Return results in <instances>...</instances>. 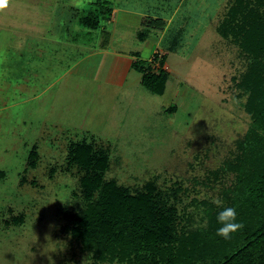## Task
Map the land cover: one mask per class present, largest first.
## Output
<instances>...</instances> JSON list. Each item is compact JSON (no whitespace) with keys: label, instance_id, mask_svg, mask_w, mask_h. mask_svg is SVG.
<instances>
[{"label":"rangeland","instance_id":"obj_1","mask_svg":"<svg viewBox=\"0 0 264 264\" xmlns=\"http://www.w3.org/2000/svg\"><path fill=\"white\" fill-rule=\"evenodd\" d=\"M95 1L0 0V264H92L64 231L62 210L83 199L78 176L67 171L70 145L107 155L105 179L134 194L167 190L170 205L194 226L202 221L194 201L219 202L235 183L219 168L235 156L251 119L246 96L230 80L240 79L247 60L216 31L232 0ZM104 8L118 11L104 24L113 32L106 49L138 53L143 66L162 75L161 91L142 86L132 70L123 86L101 84L100 56L84 62L95 64L90 72L69 76L68 54L61 52L55 72L58 61L49 53L67 50L61 45L70 37L84 44L76 59L100 51L101 29L85 35L81 20ZM133 11L164 20L165 30L139 40L142 17H129ZM122 17L130 20L122 24ZM25 37L62 41L53 47L45 41L36 52L18 46ZM157 52L162 67L160 58L147 62Z\"/></svg>","mask_w":264,"mask_h":264},{"label":"trees","instance_id":"obj_2","mask_svg":"<svg viewBox=\"0 0 264 264\" xmlns=\"http://www.w3.org/2000/svg\"><path fill=\"white\" fill-rule=\"evenodd\" d=\"M94 12L86 20L92 27L111 15L106 8ZM140 26L145 39L150 30L163 31L166 24L142 17ZM216 31L247 60L240 79L230 80L246 96L244 111L251 126L237 141L235 156L219 168L234 175L235 183L219 202L194 201L202 218L194 226L186 212L176 213L167 190L149 187L134 194L105 179L107 155L85 143L70 145L67 165L72 168L67 171L78 176L83 199L62 210L64 231L90 254L92 264H264V0H232ZM159 56L153 55L152 65L158 58V66L164 65ZM132 67L142 86L161 91L163 77L153 67L141 60Z\"/></svg>","mask_w":264,"mask_h":264},{"label":"crops","instance_id":"obj_3","mask_svg":"<svg viewBox=\"0 0 264 264\" xmlns=\"http://www.w3.org/2000/svg\"><path fill=\"white\" fill-rule=\"evenodd\" d=\"M36 5H38V4H36ZM89 5H90V3H89ZM35 6H33V7H35ZM117 15H118L117 9H111V15H110L109 20L107 22L100 21L99 25L96 26V27H92V25L90 23L86 22V20H88L87 16L84 19L81 20V24L83 26L82 29L83 30L87 29V31H88V33H86L85 35H90L91 36V32L94 31V30H97L99 28L102 31L101 32V34H102V42H101V48L99 49L100 51H98V52L95 51L94 52V53H97V54H91V55L88 54L89 56L82 57L81 59H79V58L76 59V57H74L75 51L76 50H80V46L84 45V44L81 43V42L76 41L75 37L74 38L70 37V39H66V40L64 39L65 41L63 42V45H61V43H60L62 41L61 39L59 40L60 41L59 42L58 39H55V38L53 40L51 39L50 41H48V39L45 40V38H43V37L33 38V39H28V37H25V38H22L21 41H19V45L18 46L21 47V48L23 46L25 48V46H29L30 45L32 51H36V52L38 51V48H42V47H39V46L40 45H44L45 41H48L49 47L50 46L53 47V45H57V46L61 45V46L65 47V48L68 47L67 50H64V49L63 50L62 49L56 50L55 55H54V51H52V52L50 51L48 59L50 60L52 58H55V56L57 54L61 55V52L66 51L64 53L68 54L67 61H69V64H65V66H64L65 69L63 70V72H65V74L66 75L68 74L69 76H72L73 72H90L89 67H91V66L95 67V64H93V65H85L84 62L87 59H90L92 57L100 56L101 57V61L95 67V71L97 70L99 72H103L102 73L103 77H102V79H100V83L105 85V86H110V87H112V86H123V84H124V82L126 80V77L130 73V71L131 70L135 71L133 69V67H132L133 62L139 60L140 58H139L138 53H133L132 52L130 54H125V53H121V52H112V51L109 52L106 49V44L110 43V41L113 40V32L112 33L107 32L104 24L105 23H107V24L108 23H113L115 21ZM128 16L129 17L138 18V21L140 20L139 19L140 17H144V16L145 17H149L147 15H142V14L140 16L138 14V12L137 13L136 12H134V13H130L129 12ZM129 20L130 19L127 18V17H122L121 18V21H123L122 24H124V22L129 21ZM137 22L135 24H138ZM89 30L91 32H89ZM43 33H44V31L41 33L40 36H42ZM137 38L139 40H141V36H139V32H138ZM71 45H72V49H70ZM45 47H46V45H45ZM49 49L50 48H48V50ZM44 50H45V48H44ZM152 59H153V56L150 59H148L147 62L149 63V65L152 64L151 63ZM55 60L58 61V63L56 65L55 64L51 65L52 67H51L50 70L52 72H54V65L56 66L55 72H58V66H59L60 62L62 63L64 61V58L61 59V58H59V56H57L55 58ZM20 68H21L20 65H18L17 69L20 70ZM50 70H48V72H51ZM135 72H137V71H135ZM33 75H35L36 78L38 77V74H33ZM75 76H79L81 78H85V77H82V76H80L78 74H75ZM25 77H27V76H24V78ZM42 77H44V75H40V77L36 80V82L38 83L39 82L38 80H41ZM58 78H60V76ZM71 78L72 79H77V78H73V77H71ZM140 79H141V77H140ZM87 80H90V79H87ZM95 81L98 82L97 80H95ZM25 83H26V81H25ZM51 84H53V83H51ZM140 84H141V82H140ZM49 86H51V85H49Z\"/></svg>","mask_w":264,"mask_h":264}]
</instances>
